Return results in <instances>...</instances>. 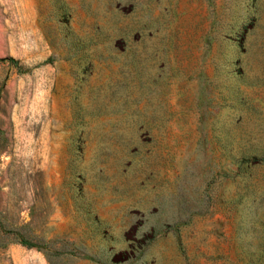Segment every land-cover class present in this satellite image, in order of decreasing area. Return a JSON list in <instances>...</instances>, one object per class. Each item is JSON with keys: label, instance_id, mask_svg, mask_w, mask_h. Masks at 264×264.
<instances>
[{"label": "rangeland", "instance_id": "rangeland-1", "mask_svg": "<svg viewBox=\"0 0 264 264\" xmlns=\"http://www.w3.org/2000/svg\"><path fill=\"white\" fill-rule=\"evenodd\" d=\"M0 264H264V0H0Z\"/></svg>", "mask_w": 264, "mask_h": 264}]
</instances>
